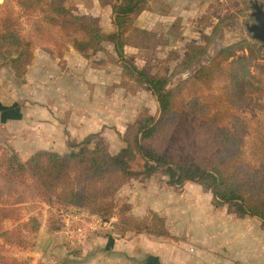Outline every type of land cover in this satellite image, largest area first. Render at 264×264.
Listing matches in <instances>:
<instances>
[{
  "label": "rangeland",
  "instance_id": "obj_1",
  "mask_svg": "<svg viewBox=\"0 0 264 264\" xmlns=\"http://www.w3.org/2000/svg\"><path fill=\"white\" fill-rule=\"evenodd\" d=\"M4 2L18 11L13 0H0V4ZM77 2L66 0V6L75 8ZM256 2L264 8V0H143L144 10L135 17L134 25L147 33H131L136 44L125 46V56L139 68H147L153 74L168 75V90L185 85L200 64L208 63L221 48L230 44L242 41L256 44L263 57L258 63L264 64V48L248 29L249 25L256 22L253 16ZM34 20L28 23L21 18V31L36 32L39 22L38 18ZM212 35H215V40L201 58L200 64L181 70L189 43L205 45ZM108 44L105 43L104 51H90L88 56L76 53L70 55L67 52L73 46V37L59 36L54 47L55 53L45 55L41 47L36 46L33 60L22 73L15 71L11 64L18 56L19 49L9 44L0 47V87L5 101H8L7 97L14 101H10L7 106L3 104V113L7 120L26 117L24 120L30 122V125L25 128V140L32 141L26 142L32 144L31 148H26V144L13 143L17 128L10 124L0 125V157L14 150L25 159L39 147L54 148L60 153L69 152V141L79 142L90 134H96L95 140L103 142L110 153L116 154L126 147V137L133 138L139 121L148 116L159 117L157 97L134 80L123 82L124 62L112 47L113 44L111 47ZM247 53L246 49L237 51L238 56ZM66 54L71 56L70 60H65ZM55 62L62 69L63 78L60 73L54 72ZM39 64L51 67L52 81L46 79L45 75L49 72H43L42 75L38 73ZM254 71L258 69L254 68ZM189 96L188 91L184 90L179 100L186 103ZM243 115L249 121H256L253 123L255 126L259 124L264 128V101L253 102L243 111ZM32 125L36 127L31 128ZM191 127L190 119L184 116L180 131L189 137L188 130ZM32 129L39 130L40 137L31 135L30 131L26 132ZM50 129L54 137L46 135ZM178 141L176 137L174 143L177 147ZM251 142L252 136L248 135L242 147L248 160H253L250 154ZM142 164L137 154L132 168L141 169ZM110 181H114L117 187L112 213L117 219V238L138 240L146 239L147 236L151 240L183 245L188 255L206 260L212 254H224L223 247L215 243L223 238L225 231L226 235L237 233L238 237L240 234L242 237L239 240L246 243L253 237L257 240L262 233L264 235L262 220L249 215L240 220L235 207L217 205L213 200V191L200 182L186 181L172 186L163 175ZM93 206L84 207L93 211ZM72 207L62 211V205L51 207L33 200L23 204L20 220L7 221L6 226L14 228L27 223L22 227V232L30 244L34 245L25 248L7 245L4 255L28 261V264H79L82 262L81 257L95 255V251L86 250L83 246L70 245L61 237L58 229L52 230L58 227L60 214L68 212ZM32 217L38 219V232L32 231ZM237 227L242 229L238 230ZM41 228L43 239L51 237V243L44 253L41 251L43 242L38 241ZM227 228L237 231L229 234ZM244 228L248 233L240 231ZM149 230L155 234L148 233ZM236 237H228V240H235Z\"/></svg>",
  "mask_w": 264,
  "mask_h": 264
},
{
  "label": "trees",
  "instance_id": "obj_2",
  "mask_svg": "<svg viewBox=\"0 0 264 264\" xmlns=\"http://www.w3.org/2000/svg\"><path fill=\"white\" fill-rule=\"evenodd\" d=\"M13 1L17 12L5 2L0 4V47L9 44L19 49L11 62L15 71L22 73L31 63L36 46L51 53L59 36L73 37V47L84 56L90 51H104L105 43H111L124 62L123 82L134 80L151 91L159 102L160 115L139 121L133 138L126 137V147L116 154L96 141V134L79 142L69 141L70 151L65 153L41 149L25 159L14 150L3 153L0 264H28L4 255L7 245H34L22 232L27 223L14 228L6 226L7 221L20 220L23 204L33 200L51 207L62 205V211L69 206L94 205L93 211L106 218L114 217L117 187L110 180L119 178L163 175L172 186L200 182L213 191L217 205L233 206L238 217H257L264 225V128L243 115L253 102L264 101V64L258 63L263 57L256 44H230L201 65L215 35L205 45L189 43L180 69L200 66L185 85L168 90V75L139 68L125 56V46L136 44L131 33H147L134 25L135 17L144 10L143 0H101L113 8L116 31L108 34L102 31L98 18L75 12L66 6V0ZM21 18L28 23L38 18L39 29L22 32ZM243 49L248 53L238 56L237 51ZM184 90L190 94L186 103L179 100ZM184 116L192 124L189 137L180 131ZM248 135L252 136L253 160H248L242 149ZM176 137L179 147L174 143ZM137 154L143 162L141 169L132 168ZM62 221L63 213L58 227L52 230L60 231ZM30 222L32 231L38 232V219L32 217ZM148 233L155 234L152 230Z\"/></svg>",
  "mask_w": 264,
  "mask_h": 264
},
{
  "label": "crops",
  "instance_id": "obj_3",
  "mask_svg": "<svg viewBox=\"0 0 264 264\" xmlns=\"http://www.w3.org/2000/svg\"><path fill=\"white\" fill-rule=\"evenodd\" d=\"M76 2L77 3H75V8H74L75 12L98 18L103 32L112 33L116 31V26L114 24L113 8L111 4H105L101 0H80V1L76 0ZM145 16L148 17L149 16L148 13H146ZM111 45L112 44L109 43L108 47H111ZM40 49L43 50V53L45 55L47 54L53 55L56 51L54 48L51 53L44 50L42 47ZM67 53H71L70 55H72L73 53L79 54L80 56L82 55L73 46L69 47V51ZM70 57L71 56H67L66 54L65 60L66 59L70 60ZM55 63H56L55 66L52 65L55 68L54 72L56 71L57 73H60V77H62L61 76L62 69L60 68L58 62ZM50 69L51 67L47 66V64H39L38 73H41L42 75L43 72L46 73L49 72V74H46L45 76L46 79L51 80V76H53L51 73L53 72H50ZM1 75L3 74L1 73ZM53 78L54 77H52V79ZM0 84H2L1 77H0ZM3 97H4L3 89L2 87H0V125L3 126V124L5 125L10 124L11 126L12 125L15 126V128H17V131H15L14 133L15 136L12 140L13 143L14 142L22 143V145L26 144L24 145L27 146L26 148H31L32 144L29 145L26 142L29 143L32 141H26L24 135L25 128L27 127V125H30V122L24 120V118L26 117L23 116L21 119L7 120V118H5V114L3 113V104L7 106L9 105L10 101L12 102L14 101L11 98L7 97L8 101L6 102L5 101L6 98ZM3 118L6 119L7 121H3L4 120ZM35 127H36L35 125H32L31 128H35ZM53 127H56V125H53ZM46 130L48 129L46 128ZM29 131L31 135L36 134L38 136L40 134L39 130L32 129V130H27L26 132L29 133ZM46 135L48 137L49 135H51V137L55 136L52 129H50L48 131V134ZM41 149L57 151V149L50 147H39L36 148L34 152ZM32 154L28 155L27 157L31 156ZM241 219L243 220L245 218H240V220ZM244 226H246V224ZM237 228L238 230L242 229V227H237ZM227 230L228 232H230L229 234L237 231L236 229H231V228H227ZM246 230L247 229L244 228L243 230L240 231L246 234L248 233ZM42 232L43 229L41 228L38 236V241L40 242L44 241ZM223 234H224L223 238L219 240L218 243H215V245L222 246L224 250V254L215 253L212 254L210 258L206 260L200 258V256L188 255V251L187 249L184 250L183 245L168 244L165 241H157V240L155 241V240H151L150 237L147 236L146 239L141 238L136 240V238L135 239L117 238L116 236L117 234H112V235L98 234L95 235L86 244L83 245V248H85L86 250H92L93 252L95 251V255L81 257L80 260L82 262H79V264H264V237L262 238V236H264L263 233L262 236L259 237L257 240L254 239L255 237H253L247 243L239 240L242 237L240 236V234H238V237H236L237 233H234V235H226V231H225ZM231 236L236 237L235 240L232 241L228 240L229 239L228 237ZM191 248H189V250ZM192 250L194 251V248ZM67 262L69 263L70 261Z\"/></svg>",
  "mask_w": 264,
  "mask_h": 264
},
{
  "label": "built area",
  "instance_id": "obj_4",
  "mask_svg": "<svg viewBox=\"0 0 264 264\" xmlns=\"http://www.w3.org/2000/svg\"><path fill=\"white\" fill-rule=\"evenodd\" d=\"M117 219L106 218L85 207L73 206L63 214L61 237L70 245L83 246L98 234H115Z\"/></svg>",
  "mask_w": 264,
  "mask_h": 264
},
{
  "label": "water",
  "instance_id": "obj_5",
  "mask_svg": "<svg viewBox=\"0 0 264 264\" xmlns=\"http://www.w3.org/2000/svg\"><path fill=\"white\" fill-rule=\"evenodd\" d=\"M255 12L253 16L255 17L256 22L248 26L249 31L252 33L253 38L259 41L264 48V8L261 3L254 4ZM264 55V53H263ZM51 243V237H46L43 241V246L41 251L44 253L47 249V246Z\"/></svg>",
  "mask_w": 264,
  "mask_h": 264
}]
</instances>
